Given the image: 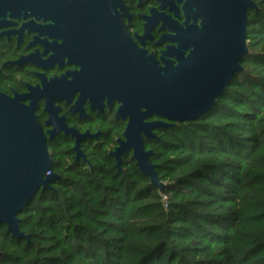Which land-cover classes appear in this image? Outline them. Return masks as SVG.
<instances>
[{
  "label": "trees",
  "instance_id": "obj_1",
  "mask_svg": "<svg viewBox=\"0 0 264 264\" xmlns=\"http://www.w3.org/2000/svg\"><path fill=\"white\" fill-rule=\"evenodd\" d=\"M248 8V52L214 105L157 131L150 159L52 152L59 174L0 222V264H264V0Z\"/></svg>",
  "mask_w": 264,
  "mask_h": 264
},
{
  "label": "flooded vegetation",
  "instance_id": "obj_2",
  "mask_svg": "<svg viewBox=\"0 0 264 264\" xmlns=\"http://www.w3.org/2000/svg\"><path fill=\"white\" fill-rule=\"evenodd\" d=\"M98 4L108 15L102 20L77 16L78 5L70 6L68 19L21 16L0 25V93L32 107L52 164V152H72L73 160L87 161L88 151L104 150L116 167L111 152L119 139H125L130 118L139 116L133 104L150 95L146 88L150 73L184 61L194 33L187 25L193 20L199 25L201 20L190 0H99ZM142 120L173 122L152 127L155 137L140 130L150 158L153 149L148 144L159 139L157 131L178 121L153 111ZM132 152L127 148L121 153L117 170H122L127 155L136 163Z\"/></svg>",
  "mask_w": 264,
  "mask_h": 264
},
{
  "label": "water",
  "instance_id": "obj_3",
  "mask_svg": "<svg viewBox=\"0 0 264 264\" xmlns=\"http://www.w3.org/2000/svg\"><path fill=\"white\" fill-rule=\"evenodd\" d=\"M99 0H0V25L11 18L30 16L35 19H68L71 8L85 20H102L104 10ZM196 20L190 37L192 48L184 61L175 66H159L150 73V95L137 100L133 106L139 116L130 118L124 131L125 139L111 152L116 167L121 169V153L132 148L138 169L150 181L162 186L155 164L150 161V149H145L140 130L148 137L156 136L152 127L170 126L173 122L154 120L144 122L148 112H155L171 121L196 118L209 110L224 92L236 71L242 70L241 58L248 52L247 10L256 8L254 0H190ZM160 70H163L161 73ZM122 107V106H120ZM144 107L145 110L140 108ZM77 148V146H76ZM81 155L78 150L77 156ZM59 175L52 170L46 137L32 107L18 98L0 93V222L15 237H28L20 231L18 212L42 187Z\"/></svg>",
  "mask_w": 264,
  "mask_h": 264
}]
</instances>
